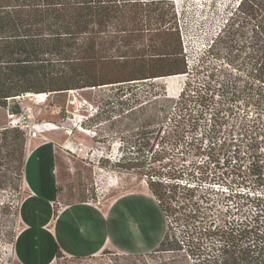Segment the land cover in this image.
<instances>
[{
	"label": "rangeland",
	"instance_id": "374dc122",
	"mask_svg": "<svg viewBox=\"0 0 264 264\" xmlns=\"http://www.w3.org/2000/svg\"><path fill=\"white\" fill-rule=\"evenodd\" d=\"M237 1L162 0L164 18H170L179 33L190 65L188 75L59 94H26L14 100L21 114L11 118L8 109L0 108V128L20 119L26 136L24 158L47 138L56 144L61 204L85 201L105 206L123 194L149 191L146 181L150 175L172 185L181 172L183 181L191 178L186 175L190 170L199 177L195 168L200 167L209 177L189 182L198 188L196 198L210 193V201L200 206L195 222H190L192 212L183 206L186 189H176L171 200L161 199L169 217L156 219L151 211L150 230L158 233V221L162 230L168 227V247L172 243L175 248L177 243H173L184 232L186 240L180 252L161 248L136 259L106 249L88 259L72 261L64 256L53 264H191L195 257L190 251H196L198 236L195 226L207 229L218 224L220 212L228 209L233 210L226 219L241 217L242 213L235 212L241 200L224 197L260 198L264 206V109L245 105L243 96L250 90L239 92L245 90L248 51L239 50L244 41L241 32L236 50L227 53L221 48L219 56L210 54L199 61ZM182 90L185 93L180 97ZM0 161V264H19L13 241L22 227L17 210L27 188L19 162ZM244 209L254 211L250 204ZM126 217H118L120 226L135 223L132 215V221Z\"/></svg>",
	"mask_w": 264,
	"mask_h": 264
},
{
	"label": "trees",
	"instance_id": "16d2710c",
	"mask_svg": "<svg viewBox=\"0 0 264 264\" xmlns=\"http://www.w3.org/2000/svg\"><path fill=\"white\" fill-rule=\"evenodd\" d=\"M161 4L162 0H0V108L16 115L21 114V108L14 100L26 94H59L188 75L190 65L182 51L179 33L169 23L171 19L164 18ZM239 32L244 39L241 46L238 45L239 50L248 49L244 75L247 80L242 86L245 90L239 92L244 94L250 90L243 96L245 105L264 109V0H238L199 61L206 55L219 56L221 48L227 53L236 50ZM184 93L182 90L180 97ZM24 140L22 129L0 128V160H17L23 179ZM195 169L199 177L190 170L186 175L191 178L183 181L184 172H181L178 177L174 176L172 185L152 175L146 181L166 217L170 215L162 203L163 197L171 200L176 189L187 190L183 206L192 212L188 217L193 219L190 222L199 218L200 206L210 201L208 191L196 198L198 188L189 184L194 178L209 180L205 170ZM215 178L217 175L213 179L216 182ZM235 197L241 200L235 208L236 213H242L239 219H226V214L233 210L228 209L220 212L218 224H210L207 229L194 225L198 236L196 251H190L195 257L191 264H264L262 199L240 194L224 198L232 201ZM247 204L252 206L253 212L244 209ZM57 207H53L54 214ZM184 223L187 225L188 221ZM167 231L168 227L154 252L161 248L162 251L182 250L186 240L184 232L180 240L173 243H177L176 247L171 248L172 243L167 245ZM63 257L58 251L56 259Z\"/></svg>",
	"mask_w": 264,
	"mask_h": 264
},
{
	"label": "crops",
	"instance_id": "0c3cea01",
	"mask_svg": "<svg viewBox=\"0 0 264 264\" xmlns=\"http://www.w3.org/2000/svg\"><path fill=\"white\" fill-rule=\"evenodd\" d=\"M56 153V144L47 138L26 154L27 193L19 209L22 227L13 242L19 264H53L58 251L67 258L93 257L106 249L145 256L159 247L166 222V230L159 221L158 233L150 230L151 211L156 219L164 218V213L148 190L123 194L105 206L85 201L61 204ZM53 203L59 205L56 214ZM124 215L131 221L132 215L135 223L120 226L118 217Z\"/></svg>",
	"mask_w": 264,
	"mask_h": 264
},
{
	"label": "built area",
	"instance_id": "2783aa9c",
	"mask_svg": "<svg viewBox=\"0 0 264 264\" xmlns=\"http://www.w3.org/2000/svg\"><path fill=\"white\" fill-rule=\"evenodd\" d=\"M13 116H14V115H9L10 118L13 117ZM19 123H20V119L12 120V121H10L9 126H11V127H18V128H20V129H22V128L20 127ZM22 130H23V129H22ZM24 132H25V131H24ZM54 205L59 206L57 203H53L52 207H54Z\"/></svg>",
	"mask_w": 264,
	"mask_h": 264
}]
</instances>
